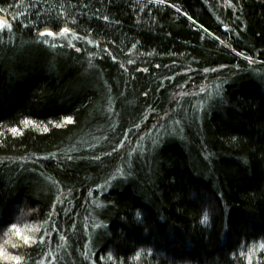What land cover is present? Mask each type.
<instances>
[{
	"label": "trees",
	"instance_id": "1",
	"mask_svg": "<svg viewBox=\"0 0 264 264\" xmlns=\"http://www.w3.org/2000/svg\"><path fill=\"white\" fill-rule=\"evenodd\" d=\"M0 17V264H264V0Z\"/></svg>",
	"mask_w": 264,
	"mask_h": 264
},
{
	"label": "rangeland",
	"instance_id": "2",
	"mask_svg": "<svg viewBox=\"0 0 264 264\" xmlns=\"http://www.w3.org/2000/svg\"><path fill=\"white\" fill-rule=\"evenodd\" d=\"M5 21V18L4 17H0V25L2 24V22ZM212 35V34H211ZM213 36V35H212ZM226 47H229L230 49L233 48V45L230 43V42H222ZM238 55L241 56V58H243L244 60H246L248 63H252V64H261L262 61L260 60H257L256 58L252 57V56H249L245 53H239ZM10 240H8V242L6 243H9Z\"/></svg>",
	"mask_w": 264,
	"mask_h": 264
}]
</instances>
